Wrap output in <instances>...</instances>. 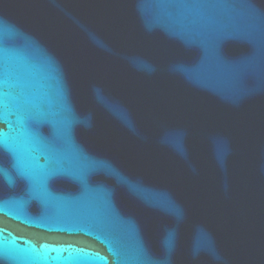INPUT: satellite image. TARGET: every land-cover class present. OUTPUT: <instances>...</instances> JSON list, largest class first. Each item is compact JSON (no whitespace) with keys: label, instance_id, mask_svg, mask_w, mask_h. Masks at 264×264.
<instances>
[{"label":"water","instance_id":"obj_1","mask_svg":"<svg viewBox=\"0 0 264 264\" xmlns=\"http://www.w3.org/2000/svg\"><path fill=\"white\" fill-rule=\"evenodd\" d=\"M0 264H264V0H0Z\"/></svg>","mask_w":264,"mask_h":264}]
</instances>
